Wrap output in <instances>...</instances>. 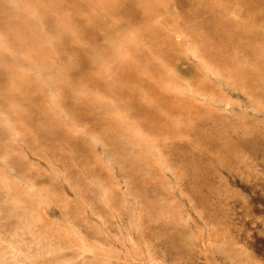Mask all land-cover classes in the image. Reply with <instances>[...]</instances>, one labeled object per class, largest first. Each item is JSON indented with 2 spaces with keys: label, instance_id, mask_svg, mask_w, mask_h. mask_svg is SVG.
Returning <instances> with one entry per match:
<instances>
[{
  "label": "rangeland",
  "instance_id": "1",
  "mask_svg": "<svg viewBox=\"0 0 264 264\" xmlns=\"http://www.w3.org/2000/svg\"><path fill=\"white\" fill-rule=\"evenodd\" d=\"M0 206V264H264V0H0Z\"/></svg>",
  "mask_w": 264,
  "mask_h": 264
},
{
  "label": "bare ground",
  "instance_id": "2",
  "mask_svg": "<svg viewBox=\"0 0 264 264\" xmlns=\"http://www.w3.org/2000/svg\"><path fill=\"white\" fill-rule=\"evenodd\" d=\"M8 2V1H7ZM10 2V1H9ZM5 196V195H4ZM1 207V206H0ZM21 221V220H20ZM9 223V222H8ZM3 230V229H2ZM1 249V248H0Z\"/></svg>",
  "mask_w": 264,
  "mask_h": 264
}]
</instances>
